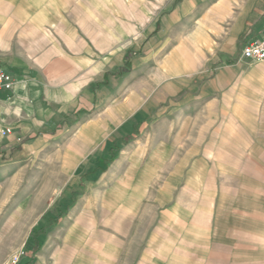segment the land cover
Returning <instances> with one entry per match:
<instances>
[{
    "label": "crops",
    "instance_id": "obj_1",
    "mask_svg": "<svg viewBox=\"0 0 264 264\" xmlns=\"http://www.w3.org/2000/svg\"><path fill=\"white\" fill-rule=\"evenodd\" d=\"M262 35L264 0H0V220L42 156L79 190L20 264H264Z\"/></svg>",
    "mask_w": 264,
    "mask_h": 264
},
{
    "label": "rangeland",
    "instance_id": "obj_2",
    "mask_svg": "<svg viewBox=\"0 0 264 264\" xmlns=\"http://www.w3.org/2000/svg\"><path fill=\"white\" fill-rule=\"evenodd\" d=\"M130 59V54L126 55L125 63ZM119 70V74H126L129 69L126 64ZM120 76V75H119ZM149 126V125H148ZM119 149L115 151V154L110 151L104 155H98L96 163L101 167L96 174L95 178L101 177L106 171L107 163L116 160ZM41 162L30 163L23 172H16V178L12 187H6L5 191L10 192V201L5 204L6 212L12 210L13 206H17V216L15 220L4 219L2 215L0 220L1 236L0 247L4 249L7 244L11 247L15 242V248L10 252L11 255L21 254V261L26 258V250L23 243L26 239L28 227L30 224H34L33 229H37V233L43 234L45 229L54 226L58 223L59 217L62 213L66 212L70 206H72V197L68 198V190H75V194L79 193L77 188L64 186L66 177L64 173L59 170L58 162L49 160L47 156L41 157ZM167 158V157H165ZM6 174L12 172L6 171ZM69 183V182H68ZM67 197L64 198L63 197ZM33 216L31 217L29 214ZM43 213V218L37 219L39 214ZM48 217V218H47ZM50 217V218H49ZM38 220V221H37ZM36 224V225H35ZM32 232L35 233V230ZM11 231L10 234H5V231ZM15 230L16 235L13 236L12 232ZM33 252L39 249V244L36 245ZM8 257V258H9ZM6 262V261H5ZM3 262V263H5ZM2 263V264H3Z\"/></svg>",
    "mask_w": 264,
    "mask_h": 264
},
{
    "label": "built area",
    "instance_id": "obj_3",
    "mask_svg": "<svg viewBox=\"0 0 264 264\" xmlns=\"http://www.w3.org/2000/svg\"><path fill=\"white\" fill-rule=\"evenodd\" d=\"M241 58L247 63H260L264 61V35L258 40L248 42L241 49ZM13 76L0 67V90L11 91L13 88ZM10 134L9 129L2 132ZM21 254L11 255L3 264H20Z\"/></svg>",
    "mask_w": 264,
    "mask_h": 264
},
{
    "label": "trees",
    "instance_id": "obj_4",
    "mask_svg": "<svg viewBox=\"0 0 264 264\" xmlns=\"http://www.w3.org/2000/svg\"><path fill=\"white\" fill-rule=\"evenodd\" d=\"M35 248H37V247H35Z\"/></svg>",
    "mask_w": 264,
    "mask_h": 264
}]
</instances>
